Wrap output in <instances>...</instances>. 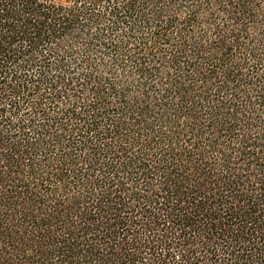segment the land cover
I'll use <instances>...</instances> for the list:
<instances>
[{"label":"trees","instance_id":"trees-1","mask_svg":"<svg viewBox=\"0 0 264 264\" xmlns=\"http://www.w3.org/2000/svg\"><path fill=\"white\" fill-rule=\"evenodd\" d=\"M0 264H264V0H0Z\"/></svg>","mask_w":264,"mask_h":264},{"label":"rangeland","instance_id":"rangeland-1","mask_svg":"<svg viewBox=\"0 0 264 264\" xmlns=\"http://www.w3.org/2000/svg\"><path fill=\"white\" fill-rule=\"evenodd\" d=\"M57 1H61V0H57Z\"/></svg>","mask_w":264,"mask_h":264}]
</instances>
